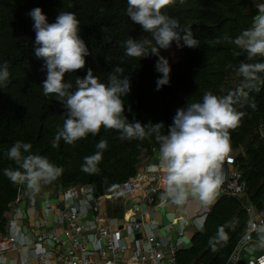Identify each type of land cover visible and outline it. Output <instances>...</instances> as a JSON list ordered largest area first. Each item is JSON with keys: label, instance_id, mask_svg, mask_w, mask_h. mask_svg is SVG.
Here are the masks:
<instances>
[{"label": "trees", "instance_id": "trees-1", "mask_svg": "<svg viewBox=\"0 0 264 264\" xmlns=\"http://www.w3.org/2000/svg\"><path fill=\"white\" fill-rule=\"evenodd\" d=\"M37 7L49 23L55 22L60 11L73 12L80 21L79 36L90 54L83 69L65 74L66 81L75 85L76 77L83 78L91 68L100 82L107 83L116 66L123 68V75L131 83L130 93L124 97V115L129 122H163L161 134H166L176 110L202 102L205 92L232 94L234 107L244 115L239 126L230 130L231 150H243L236 160L248 186L246 198L253 207L264 210V140L259 133V127L264 128V72L258 73L260 80L248 87L238 72L241 62L264 63V59L257 56L249 61L247 53L233 42L258 15L252 0H175L165 8V14L178 20L179 31L191 29L199 45L190 48L180 42V61L169 62L170 83L159 91L156 82L161 74L155 68L159 57L140 59L125 54L127 39H151V34L127 15V0H0V65L7 64L10 73L9 79L0 84L1 235L6 234L5 214L16 201L19 188L28 189L26 184L13 183L4 175V169L19 168L6 155L17 141L31 143L30 153L24 155H42L63 168L55 181L41 188L92 185L98 196L116 193L119 185L137 175L142 159L159 153L160 148L155 133L148 128L143 139H121L119 131L103 127L74 144L61 139L57 147H52L67 117L56 96L43 94L47 70L44 60L35 55L36 33L28 15ZM165 52L160 49L161 56ZM100 140L107 141L102 159L95 171H85V157L98 151ZM248 221L241 198L219 197L203 229L192 237L191 246L177 251V264H228Z\"/></svg>", "mask_w": 264, "mask_h": 264}, {"label": "clouds", "instance_id": "clouds-1", "mask_svg": "<svg viewBox=\"0 0 264 264\" xmlns=\"http://www.w3.org/2000/svg\"><path fill=\"white\" fill-rule=\"evenodd\" d=\"M174 3L175 0H127V15L144 32L150 33L151 39H127L124 42L125 54L140 59L150 55L159 57L155 65L156 71L161 74L156 82L158 91L170 83L171 73L169 61L160 55V49H169L173 41L178 46L183 41V45L190 48L199 45L191 29L182 33L178 20L163 11ZM28 15L34 22L36 33L35 55L44 60L47 70L46 79L42 82L43 94L56 96L66 109L67 118L63 127L58 128L52 147H57L61 139L67 144H74L88 134L99 133L101 127L119 131L121 139H143L148 128L155 133V139L160 144L159 161L165 173V195L176 204H183L190 196L201 201L210 200L225 179L221 168L231 150L230 130L239 126L244 115L234 107V96L205 92L202 102L188 103L176 110L166 134H161L165 128L163 122H149L147 125L139 121L129 122L124 115V97L130 93L131 83L119 65L109 75L107 83L100 82L91 68L83 78L76 77L75 85L65 80L66 73L85 67V57L90 54L79 36L80 21L76 14L60 11L54 23L48 22L39 7L32 9ZM233 42L247 53L249 61L257 56L264 57V13L256 15L251 27ZM238 72L244 78L245 87L254 85L260 80L257 74L264 72V63L241 62ZM9 76L8 65H0V84L6 82ZM128 110L131 111L130 108ZM106 148L107 141L100 140L98 151L85 157V171L96 170L95 166ZM31 149V143L17 141L6 155L19 168L4 169V175L13 183L26 184L29 190L39 192L42 185L55 181L63 168L51 163L45 156L24 155Z\"/></svg>", "mask_w": 264, "mask_h": 264}, {"label": "built area", "instance_id": "built-area-1", "mask_svg": "<svg viewBox=\"0 0 264 264\" xmlns=\"http://www.w3.org/2000/svg\"><path fill=\"white\" fill-rule=\"evenodd\" d=\"M261 11V10H260ZM264 59V57H262ZM264 140V128L259 127ZM225 179L217 192L222 196L239 198L248 186L239 168L234 151L226 155L221 170ZM164 170L160 164L118 186L114 194L98 196L92 185L58 188L66 207L61 210L58 224L61 229L43 232L38 238L21 241L20 211L24 207L23 188L9 206L6 234H0V257L19 251L20 246L34 252L38 264H177L176 253L183 245L163 242L152 233V216L145 206L158 208L157 195L164 192ZM51 204L46 202V209ZM252 205L246 207L251 215ZM202 212L201 227L207 218ZM6 215V214H5ZM117 224V227L113 225ZM183 228L179 237L183 236ZM264 233V210L251 216L244 237L240 240L228 264H234L242 249L255 235ZM254 264H264V255L256 257Z\"/></svg>", "mask_w": 264, "mask_h": 264}, {"label": "crops", "instance_id": "crops-1", "mask_svg": "<svg viewBox=\"0 0 264 264\" xmlns=\"http://www.w3.org/2000/svg\"><path fill=\"white\" fill-rule=\"evenodd\" d=\"M252 3L257 8L258 14L264 13V0H252ZM238 153H243V150L239 149L235 152L236 155ZM157 164H160L159 153L143 159L139 165V171H148L151 166ZM226 171L222 169L223 174H226ZM59 192L58 188L53 187L41 188L39 192L24 189V207L20 211L21 219L19 221L22 227L21 241L23 240L25 243L29 239L38 238L43 232L52 229L60 232L61 227L57 221L61 210L66 207V204ZM221 196L216 191L208 201H201L199 198L190 196L183 204H176L165 193H159L157 201L161 205L158 208L151 209L152 206H145L147 214L153 218L151 230L153 235L163 242H179L183 245V248H189L194 234L203 229L204 225L201 227L199 224L202 212L209 213L215 201ZM240 198L245 208L250 206L246 194ZM46 202L51 204L50 209H46ZM257 211L258 209L252 205L251 215L247 212L249 219ZM8 215L7 213L5 215L7 220ZM113 227H117V224H114ZM182 228L184 234L179 237ZM245 247L248 249L246 252L244 251ZM245 247L234 264H254L256 257L264 255V233L255 235L253 241ZM0 264H38V261L29 247L20 246L19 251L9 252L0 257Z\"/></svg>", "mask_w": 264, "mask_h": 264}, {"label": "rangeland", "instance_id": "rangeland-1", "mask_svg": "<svg viewBox=\"0 0 264 264\" xmlns=\"http://www.w3.org/2000/svg\"><path fill=\"white\" fill-rule=\"evenodd\" d=\"M164 57L167 58L172 64H177L180 61L179 46L177 45L176 41L172 42L171 47L164 53ZM143 159H147V157H144ZM247 250V247H245L244 251L246 252Z\"/></svg>", "mask_w": 264, "mask_h": 264}, {"label": "bare ground", "instance_id": "bare-ground-1", "mask_svg": "<svg viewBox=\"0 0 264 264\" xmlns=\"http://www.w3.org/2000/svg\"><path fill=\"white\" fill-rule=\"evenodd\" d=\"M170 55V54H169Z\"/></svg>", "mask_w": 264, "mask_h": 264}]
</instances>
